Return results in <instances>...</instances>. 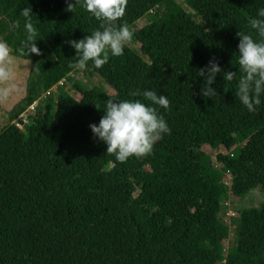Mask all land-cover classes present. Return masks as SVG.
<instances>
[{
	"label": "trees",
	"instance_id": "16d2710c",
	"mask_svg": "<svg viewBox=\"0 0 264 264\" xmlns=\"http://www.w3.org/2000/svg\"><path fill=\"white\" fill-rule=\"evenodd\" d=\"M183 3L127 0L118 23L129 28L152 10L155 19L133 32L139 53L126 44L100 69L88 62L114 90L103 95L70 75L78 56L68 41L100 26L81 0H0L1 40L30 62L25 93L0 130V264H264V202L238 210L226 251L222 204L264 194V98L250 113L236 95L238 79L217 74L211 98L196 75L215 57L238 78L236 33L264 42L250 27L264 0ZM26 23L37 30L39 54L25 46ZM136 89L168 98L167 110L157 107L171 131L150 154L121 163L89 124L109 98L143 101L128 95ZM30 106L19 127L14 120ZM206 144L223 153L210 156Z\"/></svg>",
	"mask_w": 264,
	"mask_h": 264
},
{
	"label": "clouds",
	"instance_id": "9594fccd",
	"mask_svg": "<svg viewBox=\"0 0 264 264\" xmlns=\"http://www.w3.org/2000/svg\"><path fill=\"white\" fill-rule=\"evenodd\" d=\"M179 1V0H178ZM71 3L68 10L72 11ZM81 6L99 22V29L82 39L69 40L68 43L78 56L75 67L84 70L89 61L96 69L108 63L109 56H121L132 33L123 23H118L125 14L127 0H81ZM28 18L30 7L21 10ZM257 18L250 22V27L264 37V7L257 10ZM25 46L28 53L39 54L34 41L39 38L32 24H25ZM237 64L239 76L235 72L223 70L215 57L208 64L196 70V75L203 77L201 95L211 97L216 94L212 87L215 77L220 74L225 81L238 79L236 95L248 112H255L264 98V42L254 39L249 33L237 32ZM10 49L5 42H0V64L9 62ZM8 72L0 67V78L6 79ZM130 97L140 99L109 98L103 107V115L98 123H90L93 136L102 141L105 151L118 162H125L130 157H144L152 152L154 142L170 133V128L158 112V107L167 110L170 101L163 94L154 90L136 89L130 91ZM158 106V107H157ZM98 108V107H97ZM21 117V115H20Z\"/></svg>",
	"mask_w": 264,
	"mask_h": 264
},
{
	"label": "rangeland",
	"instance_id": "374dc122",
	"mask_svg": "<svg viewBox=\"0 0 264 264\" xmlns=\"http://www.w3.org/2000/svg\"><path fill=\"white\" fill-rule=\"evenodd\" d=\"M178 1V0H176ZM183 5L184 8L186 6L183 3V0L178 1ZM155 19L154 10L147 12L140 19L134 22L128 29L132 33V38L126 44L132 47L136 52L139 53L140 43L134 37V30L139 29L141 27H146L151 24V22ZM0 42H2L0 37ZM0 67H4L8 72V77L6 79L0 78V130L2 127L9 123V110L22 98L25 93V81L27 78V74L30 67V62L28 60L18 58L13 56L11 53L9 54V62L6 64H0ZM73 77V80L77 82L80 86L84 88H91L100 91L103 95H110L114 93V90L104 82V80L90 67H86L84 70H79L75 73L70 74ZM67 86V85H66ZM68 93L74 95L75 97H79V94L76 93L74 86L68 87L66 89ZM51 94H54V87L50 89ZM55 97V95H53ZM22 114L24 116L22 118ZM21 117L19 116L14 121L18 124L19 120L25 122V120H29V117L32 114V110L28 109L22 113ZM21 127V125H19ZM164 139H167L165 136ZM202 150L208 153L210 156L214 157L216 153H223L222 149H214L211 148L208 144L202 147ZM216 169H218L219 165H215ZM146 170L151 169V164H148ZM224 180L228 184L230 183V175L228 173L224 174ZM264 202V194L259 192V190L251 191L245 198H238L230 195L229 198L223 199L222 204L225 208L226 213L223 214L224 222L229 226V235L223 241L225 245V251L231 245L234 233H235V225L233 222V218L238 216V210L244 207L257 206L258 204Z\"/></svg>",
	"mask_w": 264,
	"mask_h": 264
},
{
	"label": "built area",
	"instance_id": "2783aa9c",
	"mask_svg": "<svg viewBox=\"0 0 264 264\" xmlns=\"http://www.w3.org/2000/svg\"><path fill=\"white\" fill-rule=\"evenodd\" d=\"M32 108H33V106H30V107H29V109H31V110H32ZM22 115H23V116H22ZM22 115H21L22 118H23V117H26V116H24V114H22Z\"/></svg>",
	"mask_w": 264,
	"mask_h": 264
},
{
	"label": "water",
	"instance_id": "95a60500",
	"mask_svg": "<svg viewBox=\"0 0 264 264\" xmlns=\"http://www.w3.org/2000/svg\"><path fill=\"white\" fill-rule=\"evenodd\" d=\"M18 124L22 126L23 122L21 120H19Z\"/></svg>",
	"mask_w": 264,
	"mask_h": 264
},
{
	"label": "bare ground",
	"instance_id": "6f19581e",
	"mask_svg": "<svg viewBox=\"0 0 264 264\" xmlns=\"http://www.w3.org/2000/svg\"><path fill=\"white\" fill-rule=\"evenodd\" d=\"M22 121V120H21ZM23 122V121H22ZM24 123V122H23Z\"/></svg>",
	"mask_w": 264,
	"mask_h": 264
}]
</instances>
